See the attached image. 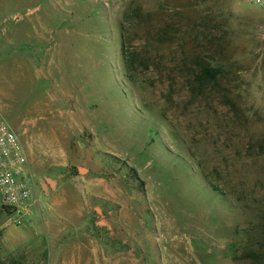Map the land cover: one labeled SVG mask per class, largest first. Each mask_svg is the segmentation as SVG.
<instances>
[{
  "label": "rangeland",
  "instance_id": "374dc122",
  "mask_svg": "<svg viewBox=\"0 0 264 264\" xmlns=\"http://www.w3.org/2000/svg\"><path fill=\"white\" fill-rule=\"evenodd\" d=\"M195 50L222 67L194 85ZM10 54L0 119L38 202L77 205L85 264H264V3L0 0Z\"/></svg>",
  "mask_w": 264,
  "mask_h": 264
},
{
  "label": "crops",
  "instance_id": "0c3cea01",
  "mask_svg": "<svg viewBox=\"0 0 264 264\" xmlns=\"http://www.w3.org/2000/svg\"><path fill=\"white\" fill-rule=\"evenodd\" d=\"M11 55L13 54L2 55L0 63L15 60V56ZM20 62L22 65V61ZM15 65L19 66L17 62L13 66ZM0 115L3 116L1 112ZM36 201L38 214L32 212L21 225H9L6 219V226L0 230L3 251L25 255L29 259H35L37 264H85V243L80 240L84 221L76 219L75 212L79 209L70 210L73 212L69 213L66 208L77 205L61 201ZM92 255L90 253L89 258Z\"/></svg>",
  "mask_w": 264,
  "mask_h": 264
},
{
  "label": "built area",
  "instance_id": "2783aa9c",
  "mask_svg": "<svg viewBox=\"0 0 264 264\" xmlns=\"http://www.w3.org/2000/svg\"><path fill=\"white\" fill-rule=\"evenodd\" d=\"M263 4L264 0H252ZM34 175L20 135L6 120L0 119V208L9 224L21 225L37 204Z\"/></svg>",
  "mask_w": 264,
  "mask_h": 264
},
{
  "label": "trees",
  "instance_id": "16d2710c",
  "mask_svg": "<svg viewBox=\"0 0 264 264\" xmlns=\"http://www.w3.org/2000/svg\"><path fill=\"white\" fill-rule=\"evenodd\" d=\"M169 24H166L165 26L160 27L161 30L158 33V35H163V34H167L170 33L168 32V26ZM159 37V36H158ZM122 49H123V53L126 57L125 59V65L126 67L129 69H131V56L129 57V52H127V48L125 46V39L123 37V42H122ZM198 52V53H197ZM200 51L195 50L193 53H190V57H192L194 59L196 63V69H194V71L197 74L196 80L194 82V85L197 82H203V79L205 77H216V72H221V64L218 63L217 59L211 58V57H202L200 55Z\"/></svg>",
  "mask_w": 264,
  "mask_h": 264
}]
</instances>
